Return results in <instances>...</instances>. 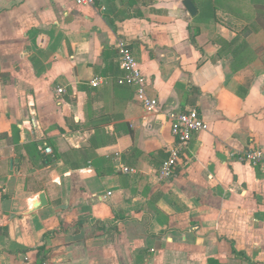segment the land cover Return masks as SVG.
<instances>
[{
    "label": "crops",
    "instance_id": "1",
    "mask_svg": "<svg viewBox=\"0 0 264 264\" xmlns=\"http://www.w3.org/2000/svg\"><path fill=\"white\" fill-rule=\"evenodd\" d=\"M183 1L0 0V264H264V174L235 159L264 151V0ZM122 46L157 111L116 82ZM192 108L207 130L159 182L165 115Z\"/></svg>",
    "mask_w": 264,
    "mask_h": 264
},
{
    "label": "built area",
    "instance_id": "2",
    "mask_svg": "<svg viewBox=\"0 0 264 264\" xmlns=\"http://www.w3.org/2000/svg\"><path fill=\"white\" fill-rule=\"evenodd\" d=\"M75 3L77 6L90 5L93 3V0H75ZM119 63L123 75L116 82L132 87L135 98L143 109L157 111L159 103L156 99L148 95L146 77L126 46H122L119 50ZM105 82V78L95 76L89 81V85L96 88ZM62 93V89H57V94ZM165 117L170 126L172 145L168 149L167 158L156 171V178L159 182H167L172 178L175 168L180 163L185 151H187L193 136L207 130L206 123L201 119L195 108L179 113L169 112ZM32 124L36 125L34 119H32ZM44 152L51 153V149L45 148ZM235 159L238 162L251 165L252 167H258L264 174V151L247 149L237 153Z\"/></svg>",
    "mask_w": 264,
    "mask_h": 264
},
{
    "label": "trees",
    "instance_id": "3",
    "mask_svg": "<svg viewBox=\"0 0 264 264\" xmlns=\"http://www.w3.org/2000/svg\"><path fill=\"white\" fill-rule=\"evenodd\" d=\"M200 19L201 20H209L214 18V8L210 5H201L200 7ZM255 8V26L259 27L264 31V4H256ZM236 41L232 43H227L223 40L219 41L221 45L220 54L223 52H231V55L234 60L235 67L234 69L240 68L248 63H250L254 59V55L249 52L245 44H241L234 51H230L229 48L234 45Z\"/></svg>",
    "mask_w": 264,
    "mask_h": 264
},
{
    "label": "water",
    "instance_id": "4",
    "mask_svg": "<svg viewBox=\"0 0 264 264\" xmlns=\"http://www.w3.org/2000/svg\"><path fill=\"white\" fill-rule=\"evenodd\" d=\"M182 4H183L185 10L187 11V13L191 17H195L196 16L197 11H196L194 5L192 4V2L190 0H184ZM46 205H47V202L45 200L44 195L40 194L38 196V200L33 203L32 209H31L30 212L36 211L38 209H41V208L45 207Z\"/></svg>",
    "mask_w": 264,
    "mask_h": 264
},
{
    "label": "rangeland",
    "instance_id": "5",
    "mask_svg": "<svg viewBox=\"0 0 264 264\" xmlns=\"http://www.w3.org/2000/svg\"><path fill=\"white\" fill-rule=\"evenodd\" d=\"M239 33L241 35L244 33V36H245L246 32H244V30L242 29V30H240ZM245 40H247V39H245ZM248 41H249L248 45L250 47H252L256 52H260V51H262V49L264 50V34H263V36H259V37H255V38L251 37Z\"/></svg>",
    "mask_w": 264,
    "mask_h": 264
}]
</instances>
